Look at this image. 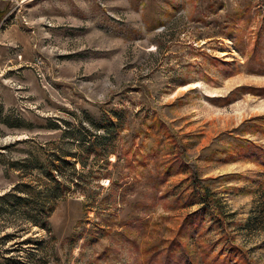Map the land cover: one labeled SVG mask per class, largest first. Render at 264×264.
Listing matches in <instances>:
<instances>
[{
	"label": "rangeland",
	"instance_id": "374dc122",
	"mask_svg": "<svg viewBox=\"0 0 264 264\" xmlns=\"http://www.w3.org/2000/svg\"><path fill=\"white\" fill-rule=\"evenodd\" d=\"M0 11V264H145L202 208L154 197L151 174L178 154L185 169L166 188L197 179L225 222L189 229L193 262L226 235L264 264V0H0ZM59 160L79 185L67 183L48 234L30 201Z\"/></svg>",
	"mask_w": 264,
	"mask_h": 264
},
{
	"label": "trees",
	"instance_id": "16d2710c",
	"mask_svg": "<svg viewBox=\"0 0 264 264\" xmlns=\"http://www.w3.org/2000/svg\"><path fill=\"white\" fill-rule=\"evenodd\" d=\"M5 16L4 11H0V20ZM157 124L165 126L160 119H157ZM127 155V154H125ZM154 160L152 154H148L139 162V164L149 167L151 161ZM70 162L66 160H59V162L53 166L47 168L46 176L43 182V188L34 191V197L30 201V205L33 209V216L31 222L33 226L41 229L48 234L50 232L49 218L52 211L55 209L56 204L63 200L67 195L66 190L67 183L71 182L72 186L78 187L79 182L66 180L63 177L60 167L67 165ZM185 162L181 154L167 158L163 169L159 167L156 174H151V180L154 184H157V191L155 192V199H158L161 203H171L167 205L169 210H178L183 207H191L195 204H201L202 208L195 213L188 215L182 222V226L177 233V236L168 242L166 247L160 248L154 246L146 250V262L145 264H196L190 258V248L188 244L183 243L182 238L191 237V227L200 229L205 224L206 217L212 216L216 221L217 226H224V218L221 211V204L216 198V195L206 187L197 183V179H193L192 187L189 190H180L178 186L166 188L169 178L172 174L183 172L185 169ZM70 184V183H69ZM7 196L2 197L5 200ZM18 201L22 200L26 205V198H18ZM152 201L148 199L145 202V207H151ZM222 239L228 241L227 247L223 248L218 254L212 256L209 260L208 257L212 253L210 251H202L200 248V260L205 264H230L232 260L240 262L242 264H250L247 261L245 253L232 241L227 239L226 235H223ZM227 248H230L227 253Z\"/></svg>",
	"mask_w": 264,
	"mask_h": 264
}]
</instances>
